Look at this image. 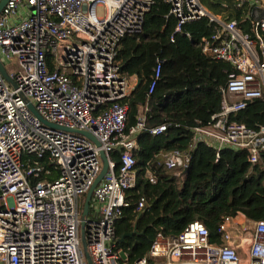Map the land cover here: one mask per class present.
<instances>
[{
    "label": "built area",
    "instance_id": "1",
    "mask_svg": "<svg viewBox=\"0 0 264 264\" xmlns=\"http://www.w3.org/2000/svg\"><path fill=\"white\" fill-rule=\"evenodd\" d=\"M235 1L249 6L251 33L236 21L210 14L201 0L167 3L178 20L176 33L202 19L214 24L212 35L202 40V51L233 67L221 89V110L209 127L193 130L192 149L205 144L218 156L227 149L247 150L249 162L256 165L264 151V127L256 132L230 118L264 98V0ZM153 4L9 0L5 5L0 60L12 82L0 73V264H88L82 222L92 264H129L128 255L117 250L116 223L128 207L127 191L137 184L135 152L146 118L140 116L126 132L128 109L122 102L135 90L134 77L121 73L117 57L125 38L142 35ZM163 64L158 61L150 94ZM62 128L87 132L100 146ZM166 131L163 125L150 133L157 137ZM101 152L108 158V173L84 216L86 196L103 170ZM115 152L120 153L119 165L112 160ZM163 158L168 169L188 168L192 161L190 153ZM43 159L55 165L59 177L34 183L52 175ZM145 205L141 199L138 211ZM219 233L223 245L213 243L199 221L175 238L158 233L147 257L134 264H264V221L240 225L227 218Z\"/></svg>",
    "mask_w": 264,
    "mask_h": 264
},
{
    "label": "trees",
    "instance_id": "2",
    "mask_svg": "<svg viewBox=\"0 0 264 264\" xmlns=\"http://www.w3.org/2000/svg\"><path fill=\"white\" fill-rule=\"evenodd\" d=\"M201 1L210 14L236 21L251 33L248 5L239 7L235 0ZM177 25L167 0H154L142 35L125 38L118 50L121 73L139 81L122 102L128 109L126 132L137 125L140 116L146 118V130L135 152L137 184L127 191L128 207L116 223L117 250L128 255L129 264L147 257L158 233L175 238L195 221L205 225L217 245H223L219 229L225 219L242 215L250 224L264 221V151L260 163L252 165L247 150L227 149L218 156L205 144L192 149L193 130L209 127L221 110V89L233 67L203 53L202 40L215 29L208 19L188 23L180 33L175 32ZM159 60L164 64L150 94ZM230 119L258 132L264 127V98ZM163 125H167L164 134L151 135L152 129ZM172 152L190 153L189 167L168 169L163 156ZM29 160L33 163L36 158ZM112 160L119 165L120 153L115 152ZM41 161L52 175L33 182L57 179L55 165ZM141 199L146 202L142 212L138 211ZM125 235L132 236L122 240Z\"/></svg>",
    "mask_w": 264,
    "mask_h": 264
},
{
    "label": "water",
    "instance_id": "3",
    "mask_svg": "<svg viewBox=\"0 0 264 264\" xmlns=\"http://www.w3.org/2000/svg\"><path fill=\"white\" fill-rule=\"evenodd\" d=\"M9 0H3L2 3L0 4V14L2 13L5 5L7 4ZM0 73L2 74L3 78L8 81V82H12L11 79L9 78V75L3 65V63L0 60ZM139 85V83H138ZM137 88V87H136ZM31 111L34 113L35 116H37L42 122H44V120L41 118V116L35 111V109L30 106ZM45 123V122H44ZM52 128H59L56 125H49ZM65 131H71V132H75V133H79L82 134L84 136H86L88 139H90L92 142H94L97 146H100V143L89 133L84 132V131H80V130H70V129H66V128H62ZM100 157L103 161V170L100 174V176L98 177L96 183L94 184V186L92 187V189L90 190V192L87 194L86 196V203H85V207H84V212L83 215L87 216L89 213V207H90V203L91 200L93 198V193L95 188L99 185V183L103 180L104 176L108 173V169H109V162H108V158L105 155L104 152L100 153ZM85 230H84V222H82V227H81V240H82V245H83V250H84V255H85V259L88 262V264H92L90 255L87 251V246H86V242H85V234H84ZM132 235H125L124 238L122 240H124L127 237H131Z\"/></svg>",
    "mask_w": 264,
    "mask_h": 264
},
{
    "label": "crops",
    "instance_id": "4",
    "mask_svg": "<svg viewBox=\"0 0 264 264\" xmlns=\"http://www.w3.org/2000/svg\"><path fill=\"white\" fill-rule=\"evenodd\" d=\"M132 83H133L132 85H134V89H136V87H138L139 81L136 78H134L132 80ZM234 222L238 223L240 225L249 224V222L246 220V218L244 216H242V215H239L237 218H235Z\"/></svg>",
    "mask_w": 264,
    "mask_h": 264
},
{
    "label": "rangeland",
    "instance_id": "5",
    "mask_svg": "<svg viewBox=\"0 0 264 264\" xmlns=\"http://www.w3.org/2000/svg\"><path fill=\"white\" fill-rule=\"evenodd\" d=\"M98 13H99V16L102 15L103 10L100 8V9L98 10ZM9 69H10V68H9Z\"/></svg>",
    "mask_w": 264,
    "mask_h": 264
}]
</instances>
